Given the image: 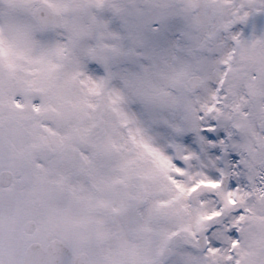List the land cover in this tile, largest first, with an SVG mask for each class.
I'll return each mask as SVG.
<instances>
[{
	"label": "snow or ice",
	"instance_id": "snow-or-ice-1",
	"mask_svg": "<svg viewBox=\"0 0 264 264\" xmlns=\"http://www.w3.org/2000/svg\"><path fill=\"white\" fill-rule=\"evenodd\" d=\"M0 264H264V0H0Z\"/></svg>",
	"mask_w": 264,
	"mask_h": 264
}]
</instances>
